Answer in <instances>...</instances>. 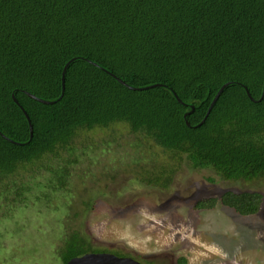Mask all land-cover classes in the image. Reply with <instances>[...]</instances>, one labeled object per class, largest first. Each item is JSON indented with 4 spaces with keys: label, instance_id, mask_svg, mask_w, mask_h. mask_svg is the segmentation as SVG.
Listing matches in <instances>:
<instances>
[{
    "label": "trees",
    "instance_id": "trees-1",
    "mask_svg": "<svg viewBox=\"0 0 264 264\" xmlns=\"http://www.w3.org/2000/svg\"><path fill=\"white\" fill-rule=\"evenodd\" d=\"M263 89L264 0H0V221L33 191L46 206L69 193L98 131L132 138L136 183L168 191L188 166L252 186L264 178ZM75 198L69 210L93 208L91 192ZM217 205L251 217L262 196L226 191L194 210ZM78 218L66 216L61 264L90 253L151 264L98 246L68 225Z\"/></svg>",
    "mask_w": 264,
    "mask_h": 264
},
{
    "label": "rangeland",
    "instance_id": "rangeland-1",
    "mask_svg": "<svg viewBox=\"0 0 264 264\" xmlns=\"http://www.w3.org/2000/svg\"><path fill=\"white\" fill-rule=\"evenodd\" d=\"M108 132L98 131L92 154L73 167L69 193L52 195L46 206L34 199L39 192L33 191L28 207L0 221V264H61L54 251L66 229V216L75 212L78 220L68 225L80 223L95 244L151 264H177L178 258L186 264H264V178L252 186H232L211 170L183 166L171 188L159 191L135 182L140 170L130 164L137 153L128 145L132 138L114 143ZM108 175L113 179H106ZM250 189L262 196L254 216L241 217L219 205L194 210L200 199ZM83 190L92 193L93 208L82 212L84 206L77 204L69 210Z\"/></svg>",
    "mask_w": 264,
    "mask_h": 264
},
{
    "label": "water",
    "instance_id": "water-1",
    "mask_svg": "<svg viewBox=\"0 0 264 264\" xmlns=\"http://www.w3.org/2000/svg\"><path fill=\"white\" fill-rule=\"evenodd\" d=\"M66 67H67V65H66ZM66 67L63 69V72H62V92L64 90V72H65ZM224 87L225 86H222L221 89L216 94V96L214 97L210 107L208 108L206 116L208 115L209 111L211 110L213 104L215 103V101L219 97V95H220L221 91L224 89ZM40 102L46 103V104L48 103L45 101H40ZM25 116L28 120V116L26 114H25ZM206 116H205V118H206ZM28 125H29V131H30V135H31L32 134L31 133L32 128H31L29 120H28ZM91 262L93 264H139L138 262L134 261L131 258H119V257H116L114 255L107 254V253L85 254L81 257L71 259L67 264H90Z\"/></svg>",
    "mask_w": 264,
    "mask_h": 264
},
{
    "label": "flooded vegetation",
    "instance_id": "flooded-vegetation-1",
    "mask_svg": "<svg viewBox=\"0 0 264 264\" xmlns=\"http://www.w3.org/2000/svg\"><path fill=\"white\" fill-rule=\"evenodd\" d=\"M154 264H159V263H154Z\"/></svg>",
    "mask_w": 264,
    "mask_h": 264
},
{
    "label": "bare ground",
    "instance_id": "bare-ground-1",
    "mask_svg": "<svg viewBox=\"0 0 264 264\" xmlns=\"http://www.w3.org/2000/svg\"><path fill=\"white\" fill-rule=\"evenodd\" d=\"M90 264H93L92 262Z\"/></svg>",
    "mask_w": 264,
    "mask_h": 264
}]
</instances>
